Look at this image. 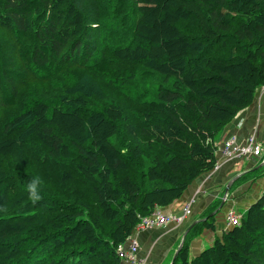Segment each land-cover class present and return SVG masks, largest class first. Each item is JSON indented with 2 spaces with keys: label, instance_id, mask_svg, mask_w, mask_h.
Listing matches in <instances>:
<instances>
[{
  "label": "trees",
  "instance_id": "16d2710c",
  "mask_svg": "<svg viewBox=\"0 0 264 264\" xmlns=\"http://www.w3.org/2000/svg\"><path fill=\"white\" fill-rule=\"evenodd\" d=\"M261 86L264 0H0V264H120ZM204 228L173 264H264V193Z\"/></svg>",
  "mask_w": 264,
  "mask_h": 264
},
{
  "label": "crops",
  "instance_id": "0c3cea01",
  "mask_svg": "<svg viewBox=\"0 0 264 264\" xmlns=\"http://www.w3.org/2000/svg\"><path fill=\"white\" fill-rule=\"evenodd\" d=\"M230 137L240 147L247 146L252 137L261 152L227 158L222 149L223 142ZM215 144L217 168L199 175L179 199L159 208L164 214L180 217L184 206L189 204L190 213L179 222L172 220L161 226L134 230L131 238L138 244L135 255L143 264H170L187 228L195 220L213 215L215 230L204 228L190 242V254H198L230 228L226 220L229 211L241 216L264 193V86L258 88L249 105L221 128ZM128 245L129 239L123 246L126 249ZM120 264L133 263L122 259Z\"/></svg>",
  "mask_w": 264,
  "mask_h": 264
},
{
  "label": "built area",
  "instance_id": "2783aa9c",
  "mask_svg": "<svg viewBox=\"0 0 264 264\" xmlns=\"http://www.w3.org/2000/svg\"><path fill=\"white\" fill-rule=\"evenodd\" d=\"M260 152H261L260 145L254 144L252 137L249 139V144L244 147L238 146L236 144L234 137L227 138L223 142L222 153L227 158H233L238 155H246L250 153L258 155ZM217 166L218 164L216 163L213 169H216ZM189 213H190L189 204H186L184 206V208L182 209V215L180 217H177L176 215H173V214H168V215L164 214L161 212L159 208H156L149 216H145L141 218L139 224L136 227V230L143 229L146 227L161 226L172 220L179 222L182 218H184ZM240 217L241 216L237 215L233 211H229L226 216L228 225L238 224ZM128 239H129V245L126 249L124 248L123 245H120L118 247L119 257L123 260H128L132 262L133 264H143V260L136 258V255H135L137 248H138L137 241L131 238V236Z\"/></svg>",
  "mask_w": 264,
  "mask_h": 264
},
{
  "label": "clouds",
  "instance_id": "9594fccd",
  "mask_svg": "<svg viewBox=\"0 0 264 264\" xmlns=\"http://www.w3.org/2000/svg\"><path fill=\"white\" fill-rule=\"evenodd\" d=\"M40 185H41V180L39 177L32 178L26 185V191L28 193V197L33 204L37 203L42 199L40 193Z\"/></svg>",
  "mask_w": 264,
  "mask_h": 264
},
{
  "label": "water",
  "instance_id": "95a60500",
  "mask_svg": "<svg viewBox=\"0 0 264 264\" xmlns=\"http://www.w3.org/2000/svg\"><path fill=\"white\" fill-rule=\"evenodd\" d=\"M203 220H204V219H197V220H195V221L190 225V227L187 228V230L184 232V234H183V236H182V239H181V241H180V244H179L178 248L176 249V251H175V253H174V255H173V257H172V259H171V261H170V264H173V261H174V259L176 258V255H177L179 249L181 248V246H182L183 243H184V240H185V238H186V236H187V233H188L189 229H190L194 224H196V223H198V222H200V221H203Z\"/></svg>",
  "mask_w": 264,
  "mask_h": 264
},
{
  "label": "rangeland",
  "instance_id": "374dc122",
  "mask_svg": "<svg viewBox=\"0 0 264 264\" xmlns=\"http://www.w3.org/2000/svg\"><path fill=\"white\" fill-rule=\"evenodd\" d=\"M234 225H236V224H232L230 227H232V226H234Z\"/></svg>",
  "mask_w": 264,
  "mask_h": 264
}]
</instances>
